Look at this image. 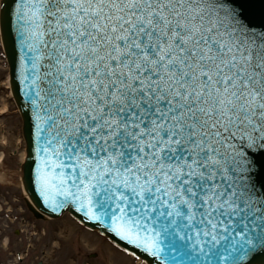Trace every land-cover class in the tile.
<instances>
[{"label": "snow or ice", "instance_id": "1", "mask_svg": "<svg viewBox=\"0 0 264 264\" xmlns=\"http://www.w3.org/2000/svg\"><path fill=\"white\" fill-rule=\"evenodd\" d=\"M223 9V0H29V40L50 62L52 131L38 180L53 211L55 189L153 255L162 233L191 250L228 234L239 261L264 254V200L253 199L264 173L255 160L264 154V31ZM37 59L27 58L26 90Z\"/></svg>", "mask_w": 264, "mask_h": 264}, {"label": "water", "instance_id": "2", "mask_svg": "<svg viewBox=\"0 0 264 264\" xmlns=\"http://www.w3.org/2000/svg\"><path fill=\"white\" fill-rule=\"evenodd\" d=\"M223 2L224 9L219 13L221 16H224V11L235 8L241 15L238 20L231 21L232 23L243 24L246 30L251 27L254 31H264V0H223ZM28 4L29 0H1L0 35L8 63L11 93L22 119V134L26 152L24 162L21 165V180L23 188L31 200V202L27 200L26 204L33 216L38 220L47 221V216L57 220L68 214L85 229L98 233L116 248L144 264H264V254L257 255L254 258L246 257L244 260L239 261L237 259L239 252H232L231 250L235 241H232V236H228V234H224L227 239L221 240L218 244H215V242L206 244L202 239L201 244L197 245L195 250H191L190 247L184 248V242L179 240L178 235L162 233L160 237L162 251L157 255H153L144 248L121 239L108 227L109 221L101 214L99 209H97V214L101 215V220L93 221L82 210H78L79 203L75 201L74 197H66L55 189L48 195L60 207L53 211L52 204L46 201L44 195H41V185L38 180L42 159H46L41 152V146L45 133L52 131L48 128V114L45 111L46 106H48V80L50 79L45 74L50 70V62L46 56L47 49L43 47V44L39 41L29 40L32 27L28 16L24 15ZM226 19L231 20V17ZM46 39L47 37H45ZM33 43L36 48L28 51ZM28 56L38 57L37 68L35 69L38 78L32 86V90H26V84L32 78L31 65L27 60ZM25 76H28V80L25 79ZM34 92L39 93L38 98L34 96ZM255 160L258 165L261 164L264 161V154L258 153ZM56 162L53 158V163ZM47 170V166H45V171ZM59 172L60 169H53L51 175L55 177ZM255 177L256 191L259 196H254L253 199L259 204L260 201L264 200V173H256ZM54 183H58V181H54ZM93 199H96V197H93ZM182 210L187 214L186 208ZM118 211L117 209L116 213ZM170 219L172 218H160L163 224H166L167 220ZM254 220L255 218L251 216L247 219L250 231ZM177 223H179L178 218ZM256 223L260 229V235L264 236V220ZM163 224L158 222L153 224L152 227L157 232H162ZM235 225L236 231H241L244 228L241 219H235ZM229 231H232L231 227ZM179 235L183 236L184 233H179ZM248 235L252 236V233L249 232ZM171 241H175V243H171ZM185 242L192 243L187 241L186 237ZM255 243L256 241L253 239V244ZM202 247L206 248V252L200 251ZM173 248H176L177 251ZM225 256L228 259H224Z\"/></svg>", "mask_w": 264, "mask_h": 264}, {"label": "rangeland", "instance_id": "3", "mask_svg": "<svg viewBox=\"0 0 264 264\" xmlns=\"http://www.w3.org/2000/svg\"><path fill=\"white\" fill-rule=\"evenodd\" d=\"M25 152L0 35V173L6 179L0 181V264H144L68 214L59 220L36 219L21 180Z\"/></svg>", "mask_w": 264, "mask_h": 264}, {"label": "bare ground", "instance_id": "4", "mask_svg": "<svg viewBox=\"0 0 264 264\" xmlns=\"http://www.w3.org/2000/svg\"><path fill=\"white\" fill-rule=\"evenodd\" d=\"M0 4H1V0H0ZM2 47H3V45H2ZM7 60V59H6ZM9 86H10V76H9ZM10 91H11V86H10ZM6 179H5V174H3V173H0V181H5ZM23 185V184H22ZM23 190H24V188H23ZM24 195H25V199L26 200H28L29 202H31V200H30V198H29V196L27 195V193L25 192V190H24ZM63 218V217H62ZM61 219V218H60ZM52 220H55V219H52V218H49L48 216H47V221H52ZM57 220H59V219H57ZM79 224V223H78ZM79 226L81 227V225L79 224ZM83 227V226H82ZM84 228V227H83ZM63 231V230H62ZM89 232H91L90 230H88ZM113 250V249H112ZM140 262V261H139ZM142 263V262H141Z\"/></svg>", "mask_w": 264, "mask_h": 264}, {"label": "flooded vegetation", "instance_id": "5", "mask_svg": "<svg viewBox=\"0 0 264 264\" xmlns=\"http://www.w3.org/2000/svg\"><path fill=\"white\" fill-rule=\"evenodd\" d=\"M28 251V250H27ZM21 251H18V253H20ZM39 264H44L43 262H39Z\"/></svg>", "mask_w": 264, "mask_h": 264}]
</instances>
